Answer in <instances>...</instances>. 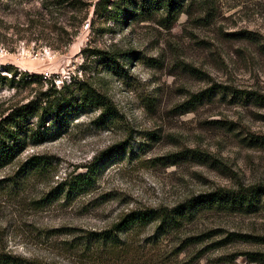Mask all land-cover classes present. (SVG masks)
Here are the masks:
<instances>
[{"label": "rangeland", "instance_id": "obj_1", "mask_svg": "<svg viewBox=\"0 0 264 264\" xmlns=\"http://www.w3.org/2000/svg\"><path fill=\"white\" fill-rule=\"evenodd\" d=\"M97 1L0 0V119L80 81L117 110L56 125L0 169V251L42 264H264V194L247 210L200 205L174 228L133 225L111 245L90 236L133 210L264 186V0H174L170 14ZM30 154L50 163L18 179ZM86 166L93 186L58 195Z\"/></svg>", "mask_w": 264, "mask_h": 264}, {"label": "trees", "instance_id": "obj_2", "mask_svg": "<svg viewBox=\"0 0 264 264\" xmlns=\"http://www.w3.org/2000/svg\"><path fill=\"white\" fill-rule=\"evenodd\" d=\"M105 2L107 0H98L94 5L95 11L106 10ZM154 6L162 7L170 14L174 11L176 2L174 0H140L141 13L149 12ZM72 86H74L73 82L59 89L54 88L52 92H44L39 98L11 109L6 116L0 119V169L11 164L28 146H36L57 137L60 132L55 126L60 127L61 124L69 122L70 118L80 113L95 110L98 111L96 118L105 120L113 119L117 115L113 101L90 83L80 81L74 88ZM30 117L36 118V122L31 123ZM49 163L43 155L30 154L16 167L14 176L18 179H25L31 174L40 175ZM94 182L93 169L91 166H86L84 172H77L60 182L58 195L72 198L89 190ZM263 194L264 186H243L236 191H215L203 197L199 196L200 199L181 202L172 208L133 210L112 226L114 231L91 232L90 236H93L91 242L111 245L116 243V235H112V232L151 221L158 220L163 228H174L181 218L189 215L191 210L200 205H226L247 210L255 207V203ZM260 241L264 243V238ZM0 264L42 263L12 255L9 251H0Z\"/></svg>", "mask_w": 264, "mask_h": 264}]
</instances>
